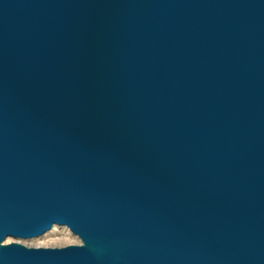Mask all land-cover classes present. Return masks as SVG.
<instances>
[{
    "label": "water",
    "instance_id": "1",
    "mask_svg": "<svg viewBox=\"0 0 264 264\" xmlns=\"http://www.w3.org/2000/svg\"><path fill=\"white\" fill-rule=\"evenodd\" d=\"M0 264H264V0H0Z\"/></svg>",
    "mask_w": 264,
    "mask_h": 264
},
{
    "label": "bare ground",
    "instance_id": "2",
    "mask_svg": "<svg viewBox=\"0 0 264 264\" xmlns=\"http://www.w3.org/2000/svg\"><path fill=\"white\" fill-rule=\"evenodd\" d=\"M70 234L71 233L66 228H59V227L54 226L49 232L45 233L43 236L39 237L38 239L36 238L37 240L48 239L47 240V242H48L47 245L41 244L43 246H40L39 245L40 242H39V244L37 246H35V247L33 246L31 248L54 249V248H63V247H67V246H72V244L73 245H81V242H80V240L77 237L76 238L79 240V244H78V242H69V241H67L68 238L71 236ZM8 238H10V237H8ZM8 238H6V239H8ZM6 239L2 242L3 245L10 244L9 243V239L7 241H6ZM36 239H34V240H36ZM22 241H24V240H22ZM42 241H41V243L44 242V241L43 242ZM64 241H67L68 243H64ZM15 243H18V242H15ZM18 244H20V243H18ZM74 260L77 261V258H75Z\"/></svg>",
    "mask_w": 264,
    "mask_h": 264
},
{
    "label": "rangeland",
    "instance_id": "3",
    "mask_svg": "<svg viewBox=\"0 0 264 264\" xmlns=\"http://www.w3.org/2000/svg\"><path fill=\"white\" fill-rule=\"evenodd\" d=\"M71 236L68 238V240L67 241H69V242H78V244H79V240L76 238V237H74V236H72V234H70ZM9 239V243H11V242H18V243H20V244H22V245H24V246H27V247H35V246H37L38 244H39V242H40V246H43V245H47L48 244V242H47V240L48 239H41V240H34V239H32V240H28V241H26V240H24V241H22V240H14V239H11V238H8ZM8 239H6V241L8 240ZM44 242H43V241ZM5 241V242H6ZM41 241L43 242V243H41ZM67 241H64V243H68ZM4 242V243H5ZM41 244H43V245H41ZM73 245V244H72Z\"/></svg>",
    "mask_w": 264,
    "mask_h": 264
}]
</instances>
